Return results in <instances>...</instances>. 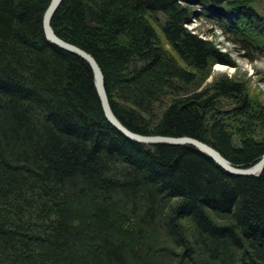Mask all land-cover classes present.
<instances>
[{"label":"trees","instance_id":"trees-1","mask_svg":"<svg viewBox=\"0 0 264 264\" xmlns=\"http://www.w3.org/2000/svg\"><path fill=\"white\" fill-rule=\"evenodd\" d=\"M49 1L0 0V264H264V169L232 175L194 146L124 137L89 64L45 39ZM252 1L62 0L51 26L95 58L127 128L193 137L247 167L264 153V107L222 109L218 97H246L240 81L197 90L234 63L214 32L185 26L211 17L264 55ZM209 90L202 110L182 106Z\"/></svg>","mask_w":264,"mask_h":264},{"label":"water","instance_id":"water-1","mask_svg":"<svg viewBox=\"0 0 264 264\" xmlns=\"http://www.w3.org/2000/svg\"><path fill=\"white\" fill-rule=\"evenodd\" d=\"M61 2L62 0H50L46 9L44 10L42 16V30L44 37L49 43L79 56L89 64L93 74L95 90L98 95L104 117L119 133H121L127 139L140 144H187L194 146L199 151L208 156L215 164L232 175L256 176L262 172V170L264 169V153L254 162V164L243 167L240 165L232 164L218 150L199 139L189 136L144 135L134 132L127 128L124 124H122L112 111L108 94L105 88L104 74L95 58L90 53L86 52L77 45L62 39L53 30L51 26V19ZM217 94V91L207 92L205 95L201 96L198 99L188 100L182 106H194L197 109L202 110L211 100H213L217 96ZM244 100L245 98H242V101Z\"/></svg>","mask_w":264,"mask_h":264},{"label":"rangeland","instance_id":"rangeland-1","mask_svg":"<svg viewBox=\"0 0 264 264\" xmlns=\"http://www.w3.org/2000/svg\"><path fill=\"white\" fill-rule=\"evenodd\" d=\"M181 3L185 4L183 1ZM251 5L254 7L256 13L264 17V0H254V2H251ZM154 17L161 22L165 20L161 12L154 13ZM217 25V22L213 20V18L201 17L198 20L192 19L191 23L185 26L187 30L196 32L202 37L210 38V33L214 32L217 36V47L220 51L226 53L228 58L234 63L233 66L222 63L213 64L210 69V74L200 84L197 90L211 86L215 80L230 79L240 81L247 91L246 97L244 96V92L237 102H230L225 100L224 97H218L223 103L222 109L231 110L232 108L244 104L245 100L242 101L244 97L250 101L251 105L253 104L252 106L264 107V55L252 50H246L245 52L240 51V49H238V44L235 45L232 42L234 35L225 33L223 29ZM214 38L215 36L212 37V39ZM246 53L252 57L251 60L244 56ZM217 65L225 69H217ZM209 92H213V90H209ZM259 135L260 134L256 136L257 139L260 137ZM236 138L238 139V136H235L234 139L237 141Z\"/></svg>","mask_w":264,"mask_h":264},{"label":"bare ground","instance_id":"bare-ground-1","mask_svg":"<svg viewBox=\"0 0 264 264\" xmlns=\"http://www.w3.org/2000/svg\"><path fill=\"white\" fill-rule=\"evenodd\" d=\"M217 69H225L224 67H220L219 65L216 66Z\"/></svg>","mask_w":264,"mask_h":264},{"label":"flooded vegetation","instance_id":"flooded-vegetation-1","mask_svg":"<svg viewBox=\"0 0 264 264\" xmlns=\"http://www.w3.org/2000/svg\"><path fill=\"white\" fill-rule=\"evenodd\" d=\"M243 105V104H242ZM241 106V105H240Z\"/></svg>","mask_w":264,"mask_h":264}]
</instances>
